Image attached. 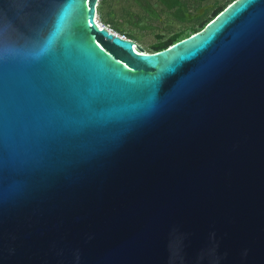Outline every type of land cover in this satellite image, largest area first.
I'll return each instance as SVG.
<instances>
[{"label": "water", "instance_id": "95a60500", "mask_svg": "<svg viewBox=\"0 0 264 264\" xmlns=\"http://www.w3.org/2000/svg\"><path fill=\"white\" fill-rule=\"evenodd\" d=\"M99 0H0V264H264V0L152 53Z\"/></svg>", "mask_w": 264, "mask_h": 264}, {"label": "trees", "instance_id": "16d2710c", "mask_svg": "<svg viewBox=\"0 0 264 264\" xmlns=\"http://www.w3.org/2000/svg\"><path fill=\"white\" fill-rule=\"evenodd\" d=\"M163 9H165L171 17L179 23L187 24L188 26L170 33L165 39L158 37V40L149 46L148 53H152L157 49H161L169 43H176L185 39L192 34L201 30L202 27L215 15L220 9L229 5L234 0H156ZM135 6L138 8L132 11L129 5L121 7L120 12L126 23L137 25V21L142 22L143 19L153 17L155 12L150 5L140 0H135ZM193 9V13L190 10ZM97 14L100 20L113 31L119 33L133 41L139 38L129 31L123 29L115 20V12L113 10L112 0H99L97 6Z\"/></svg>", "mask_w": 264, "mask_h": 264}, {"label": "rangeland", "instance_id": "374dc122", "mask_svg": "<svg viewBox=\"0 0 264 264\" xmlns=\"http://www.w3.org/2000/svg\"><path fill=\"white\" fill-rule=\"evenodd\" d=\"M113 1V10L116 14L115 20L120 26L126 31L131 32L136 35L139 39L135 43L148 52L149 46L154 44L158 37L165 39L170 33L180 30L187 27V24L176 22L168 12L161 7V5L156 0H140L146 2L150 5L151 9L155 12L153 17L149 19H143L142 22L137 21V25H132L126 23L122 18V13L120 12L121 7L129 5L132 11L137 10L135 6V0H112ZM193 9L190 10V13H193ZM96 20L101 26H106L100 20L99 15L97 14ZM109 28V27H108Z\"/></svg>", "mask_w": 264, "mask_h": 264}, {"label": "bare ground", "instance_id": "6f19581e", "mask_svg": "<svg viewBox=\"0 0 264 264\" xmlns=\"http://www.w3.org/2000/svg\"><path fill=\"white\" fill-rule=\"evenodd\" d=\"M97 21V20H96ZM98 24V22H96Z\"/></svg>", "mask_w": 264, "mask_h": 264}, {"label": "built area", "instance_id": "2783aa9c", "mask_svg": "<svg viewBox=\"0 0 264 264\" xmlns=\"http://www.w3.org/2000/svg\"><path fill=\"white\" fill-rule=\"evenodd\" d=\"M106 27V26H105ZM124 37V36H123Z\"/></svg>", "mask_w": 264, "mask_h": 264}]
</instances>
